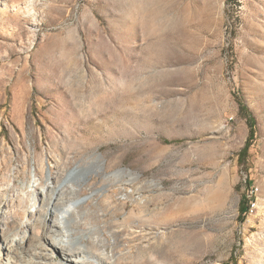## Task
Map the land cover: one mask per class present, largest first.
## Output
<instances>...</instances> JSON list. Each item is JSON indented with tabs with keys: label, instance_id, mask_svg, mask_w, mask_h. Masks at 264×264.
Returning a JSON list of instances; mask_svg holds the SVG:
<instances>
[{
	"label": "rangeland",
	"instance_id": "obj_1",
	"mask_svg": "<svg viewBox=\"0 0 264 264\" xmlns=\"http://www.w3.org/2000/svg\"><path fill=\"white\" fill-rule=\"evenodd\" d=\"M99 159L66 217L92 264H264V0H0V229Z\"/></svg>",
	"mask_w": 264,
	"mask_h": 264
},
{
	"label": "bare ground",
	"instance_id": "obj_2",
	"mask_svg": "<svg viewBox=\"0 0 264 264\" xmlns=\"http://www.w3.org/2000/svg\"><path fill=\"white\" fill-rule=\"evenodd\" d=\"M102 162L103 161L99 159L90 167L77 165L72 171L63 175V180L60 182L59 187H49L46 192L42 193L43 195H40L41 192L39 194L35 193L34 197L37 198L40 195V199L44 201L49 200L45 213L40 211L43 215L36 220L37 222H24L23 225H25L28 229L25 234L19 238H16L15 235V237L10 239V233H6L5 230L0 229L2 233V241L6 243L4 250L0 248V259L3 258V255H5L10 264H20V261H22L24 257L29 254L33 255L37 253L41 256L43 253L42 257L44 256V262H38L37 264H63V262H57L56 260L55 255L59 252L62 259L68 261L70 264H92V256H88V252L82 246L77 247L72 242V229L70 230L67 228L66 217H73L74 213L78 210V206L81 201V199L76 195L77 188L73 183L72 175L75 173H85L88 170L86 174L82 173V176H80L77 180L78 185L86 183L91 176V173L89 174V168L96 167L99 169L102 166ZM125 173L126 172L123 169L116 172V175L121 176ZM66 183H69L70 186L68 189L64 190ZM49 194H51V197H49ZM66 196H68V202L64 208L59 211L57 207L61 204V201L66 198ZM37 228L41 230V233L36 231ZM42 239L46 242L48 241L49 245L44 244ZM41 245H44L45 249L40 252L36 251L35 248H39ZM103 259L104 256L101 255L96 257L97 262L99 261L98 263H101Z\"/></svg>",
	"mask_w": 264,
	"mask_h": 264
},
{
	"label": "trees",
	"instance_id": "obj_3",
	"mask_svg": "<svg viewBox=\"0 0 264 264\" xmlns=\"http://www.w3.org/2000/svg\"><path fill=\"white\" fill-rule=\"evenodd\" d=\"M238 102H239L241 113H243L247 117L248 123L250 125L249 140L247 141V143L245 144V146L242 148V150L239 153V162L244 163L247 158L249 148L251 146V141L253 140L254 135H255V118L250 113L249 107L241 99H239ZM249 205H250V199L247 198V200H244V202L241 204L240 210L244 213L245 210L248 209Z\"/></svg>",
	"mask_w": 264,
	"mask_h": 264
},
{
	"label": "built area",
	"instance_id": "obj_4",
	"mask_svg": "<svg viewBox=\"0 0 264 264\" xmlns=\"http://www.w3.org/2000/svg\"><path fill=\"white\" fill-rule=\"evenodd\" d=\"M248 197L250 199L251 206H255L254 197H253V189L251 190V193L248 194ZM252 207L250 209H252Z\"/></svg>",
	"mask_w": 264,
	"mask_h": 264
}]
</instances>
